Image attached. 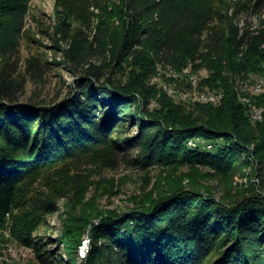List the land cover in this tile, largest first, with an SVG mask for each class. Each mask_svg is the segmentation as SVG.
<instances>
[{
    "label": "trees",
    "instance_id": "trees-1",
    "mask_svg": "<svg viewBox=\"0 0 264 264\" xmlns=\"http://www.w3.org/2000/svg\"><path fill=\"white\" fill-rule=\"evenodd\" d=\"M31 1L0 0V232L10 225L42 263L62 262V254L41 250L44 239L33 232L83 181L82 164L115 168L137 146L128 161L161 170L153 188L125 211L75 199L62 238L71 259L99 218L83 264H264V115L254 120L250 112L264 106V92H242L248 101H241L237 82L264 75V0H56L62 27L54 33H68L58 39L66 43L61 64L79 90L49 103L25 96L28 84L35 91L46 85L48 69L40 54L22 53L23 41H38L26 28ZM188 61L207 67L198 87L220 90L221 100L177 102L150 85L157 67L182 70ZM183 82L176 83L186 89ZM243 156V166L253 156L261 163L253 170L258 185L229 186L218 196L200 181L206 174L197 166L229 178ZM167 167L188 170L167 180Z\"/></svg>",
    "mask_w": 264,
    "mask_h": 264
},
{
    "label": "rangeland",
    "instance_id": "rangeland-1",
    "mask_svg": "<svg viewBox=\"0 0 264 264\" xmlns=\"http://www.w3.org/2000/svg\"><path fill=\"white\" fill-rule=\"evenodd\" d=\"M55 1L56 0L31 1V10L27 19L28 22L26 23V28L30 34V37L31 35L34 36L38 41L34 42L32 39V41L25 40L23 41L22 46L23 56L40 54L42 57L41 59L48 63V69L45 75L46 85L36 87L40 88L41 90L35 91V87H33L31 84H28L26 87L27 94L25 95L28 96L35 94V96L38 98L36 100L46 101V103L54 100L57 102L69 96L70 91H72V95L79 90L72 84L75 77H73L65 65L61 64L62 55L60 50L66 47V43L64 40L58 39L61 38V36L65 38L68 33L64 31L62 33H54L55 28L56 31H60L62 27V23L56 20L58 16L57 12H59L60 9H56ZM94 12L98 13L99 9L95 8ZM244 15L242 14L240 16V23L243 21L242 19H244ZM250 19L251 22L257 24L258 19L256 15H252ZM97 25L98 22H93L94 28L91 32V35L97 31ZM73 26L74 25L72 24V27ZM40 30H44L43 33H38ZM196 64L198 65L196 66ZM199 64V61H196V63L188 61L187 66L183 67V69L188 67L191 73L196 74L197 79L200 82L201 79L208 76V69L206 66ZM170 68L172 67H157L154 77L149 78L150 85L156 84L157 87H162V90H165L163 86L166 84L176 88V91L181 90L180 86L177 85L174 80V82L170 81V79L167 77V72ZM250 80H252L253 83H250ZM237 82L239 83V90L242 94V96L239 97L241 101H248L247 96L243 95L242 92H250V94L254 95L264 92V75H257L253 73L249 75V78L243 80L237 79ZM191 92L193 91L191 90ZM167 94L169 95V93ZM192 94L193 93H191V95ZM25 96H23L21 99V101L24 103H26ZM175 96H173V98L177 102H194L191 97H179L177 96V93ZM153 106H155V102L151 101L149 103V107L154 108ZM257 109L261 110L263 113L261 118L258 119L262 120L264 115V106H252L250 108V112L253 113L251 114L252 119H254L253 115ZM127 125L128 124L126 123L125 128ZM138 129V124L134 123V125L130 127L129 132L131 135H136L138 133ZM250 149H253V145L250 146ZM137 156L138 147L134 146L132 149L123 151L122 154L119 155V162L115 168L103 166L101 163L86 161L85 163L81 161L82 163H85L82 164L84 166H81L83 177L78 178H81L83 181L78 183V179L70 193L66 192L64 197H59L56 200L53 207H50L53 209H51L49 211L50 213L44 217V223L41 225V227H39V229L33 232V237L37 236L40 239H44L45 244L41 247V250H49V252H52L56 257H58L56 253L62 254V262L58 261L56 263H51L48 261L42 263L40 257L36 255V251L33 247L20 244V242L15 239V237L12 235L13 231L12 233L10 232V225H8L6 230L0 232V264H83L84 260L87 258V255L92 250L91 232L93 227L99 224V218L92 219V225H88V229L85 228L81 234L82 236L80 237V244L76 249L78 256L76 259H71V257H69L66 253L67 249L66 246H64L62 239L64 235H67L71 229V227L68 226L69 222L66 223L68 220L66 218L68 214L67 209H72L75 199L80 200L82 203L86 202V204H93L96 208H102L105 210L111 209L125 211L132 208L133 198L137 197L143 191L153 188L154 182H156L161 171L158 167L144 169L138 164H132L128 161L130 159L136 158ZM255 157L256 156L249 157V159L252 161V164L243 166V164H240L245 158L243 156L240 162L236 165V172L230 175L229 178L226 177L228 175L223 176L220 173H216L213 168L199 165L197 168L200 174H206L203 176V178H200V181L205 185H210L212 191L218 196L222 194L224 189H228L229 186H231L233 189L232 191L235 192L242 185L244 188H249L254 183L258 185L259 180L253 173V170L261 166V163L258 164ZM164 170H166V172L163 171L164 173H162V177L168 176V178L165 177L167 180H175V177L177 178L182 173H186L188 169L187 167H181L178 168L176 172H174V170L173 172H170L168 171L167 167ZM170 174H172L171 177H169ZM184 182L186 185H188L189 179H185ZM79 206L80 204L75 206V208L78 209L75 212L76 214H79V212L81 213ZM43 213L46 214L45 212ZM104 244H106L104 240L98 241L99 246Z\"/></svg>",
    "mask_w": 264,
    "mask_h": 264
},
{
    "label": "bare ground",
    "instance_id": "bare-ground-1",
    "mask_svg": "<svg viewBox=\"0 0 264 264\" xmlns=\"http://www.w3.org/2000/svg\"><path fill=\"white\" fill-rule=\"evenodd\" d=\"M167 77L169 79H174V81H176V82L177 81L183 82V80H184V81H186L185 83L188 84L187 85L188 87H185L186 89H181L179 91L178 90L176 91V88L165 84L163 86V88L172 97L175 96V94L177 93V96H179V97H188V98L191 97L194 101H198V102H201V103H217L222 98V93L219 92V91H211L207 87L199 88L198 87L199 81L197 79L196 74L191 73V71L188 69V67L184 68L182 70H178V69H175V68H170V69H168ZM190 89L193 92H191ZM191 93H193V94L191 95ZM255 111H257V112L254 113L253 116H254V119L258 120V119L261 118L263 113L259 109L255 110ZM251 114H253V113H251Z\"/></svg>",
    "mask_w": 264,
    "mask_h": 264
},
{
    "label": "built area",
    "instance_id": "built-area-1",
    "mask_svg": "<svg viewBox=\"0 0 264 264\" xmlns=\"http://www.w3.org/2000/svg\"><path fill=\"white\" fill-rule=\"evenodd\" d=\"M257 111H255L254 113H256Z\"/></svg>",
    "mask_w": 264,
    "mask_h": 264
}]
</instances>
